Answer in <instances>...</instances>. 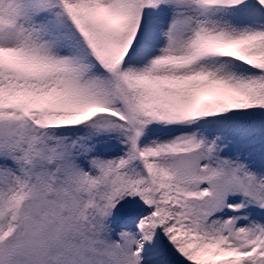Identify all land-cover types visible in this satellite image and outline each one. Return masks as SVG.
I'll return each instance as SVG.
<instances>
[{"label":"snow or ice","instance_id":"1","mask_svg":"<svg viewBox=\"0 0 264 264\" xmlns=\"http://www.w3.org/2000/svg\"><path fill=\"white\" fill-rule=\"evenodd\" d=\"M0 264H264V0H0Z\"/></svg>","mask_w":264,"mask_h":264}]
</instances>
